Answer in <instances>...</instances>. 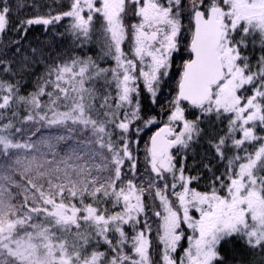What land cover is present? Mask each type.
I'll list each match as a JSON object with an SVG mask.
<instances>
[{"label": "snow or ice", "instance_id": "1", "mask_svg": "<svg viewBox=\"0 0 264 264\" xmlns=\"http://www.w3.org/2000/svg\"><path fill=\"white\" fill-rule=\"evenodd\" d=\"M29 6L13 21L0 0V36L67 20L58 35L98 41L109 63L55 62L22 94L37 50L19 69L0 60V264H229L228 245L264 264V0H55L21 17ZM179 53L161 121L142 101ZM157 124L142 178L134 145ZM44 126L63 134L33 140Z\"/></svg>", "mask_w": 264, "mask_h": 264}, {"label": "trees", "instance_id": "2", "mask_svg": "<svg viewBox=\"0 0 264 264\" xmlns=\"http://www.w3.org/2000/svg\"><path fill=\"white\" fill-rule=\"evenodd\" d=\"M28 5H35V7H25L20 10L19 15L21 17L24 16H33V15H45L49 11V6L55 7V0H25ZM69 0H60L61 4L65 6ZM10 3L13 5V21H15L16 12H15V4L17 0H10ZM67 20L62 21L55 28L49 27L46 31L43 26H33L27 32V35L18 34L14 27H10L6 34L0 36V60L11 63L14 69H19L22 61L25 58H30L33 56L32 49H36V56L41 57L40 63L29 71L23 73L22 77L18 75L16 79L22 85L21 93L27 94L33 90L36 77L40 76L44 73L47 65H51L55 62H59L61 60H66L70 57H92L96 59L98 62L102 64V66H108V61H104L101 59L100 52V43L98 41H94L92 44L85 45L83 47H77L74 43L72 37L68 34H65L63 38H61L58 33L65 32L67 27ZM100 24L97 22L96 32L99 34L100 32ZM19 42L18 44L16 42ZM19 47L20 51L17 52L16 48ZM91 49V50H90ZM184 53L176 54L175 61L173 64V68L171 70V74L164 79L161 84L160 90L157 92L156 103H151L149 98V94L145 93V98L142 101L145 106V110L153 115H157L158 118L163 121L166 119V109L168 102L174 95L175 85L177 80V73L179 71V65L182 63L181 56H184ZM0 79L10 80L12 77L0 74ZM25 115V111L20 109L18 110V120L23 118ZM153 126H150L144 129L143 132L140 133V143L138 145H134L136 149V155L139 157L138 168L140 172L143 174L142 178L148 175L145 172V164H144V150L145 143L148 141L149 137L153 133ZM26 127H40L39 125H26ZM57 134H63L62 129L51 128L49 129L47 126L41 127L40 132L37 136L32 137L33 140L39 139L41 136L49 137L55 136ZM59 148L67 149V145L62 141ZM203 148H197V152L203 154ZM60 155H63V152H60ZM51 157H49L50 159ZM199 160V156L197 157V161ZM194 161L191 157L188 160L189 166H191ZM191 174H195L193 171ZM19 179V177H17ZM205 181H201V190H203ZM154 229L156 225H153ZM155 235V232L153 233ZM184 247H187V242L182 241ZM155 257V253H153ZM226 256L229 264H255L256 261H259L260 257L258 255L253 254L248 249L244 248L242 245H228Z\"/></svg>", "mask_w": 264, "mask_h": 264}, {"label": "rangeland", "instance_id": "3", "mask_svg": "<svg viewBox=\"0 0 264 264\" xmlns=\"http://www.w3.org/2000/svg\"><path fill=\"white\" fill-rule=\"evenodd\" d=\"M173 68V67H172ZM172 70V69H171ZM171 74V73H170ZM165 78H167V77H165ZM58 149H59V147H58ZM42 151H47V149L46 148H43L42 147ZM190 231V230H189Z\"/></svg>", "mask_w": 264, "mask_h": 264}]
</instances>
